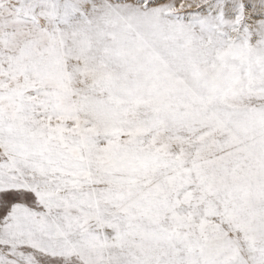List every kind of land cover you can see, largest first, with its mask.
<instances>
[{
  "label": "snow or ice",
  "instance_id": "obj_1",
  "mask_svg": "<svg viewBox=\"0 0 264 264\" xmlns=\"http://www.w3.org/2000/svg\"><path fill=\"white\" fill-rule=\"evenodd\" d=\"M0 264H264V0H0Z\"/></svg>",
  "mask_w": 264,
  "mask_h": 264
}]
</instances>
